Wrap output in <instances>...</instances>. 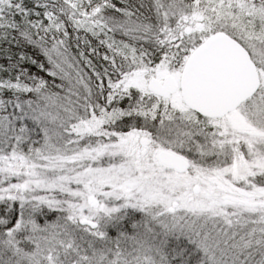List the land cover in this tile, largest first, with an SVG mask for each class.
<instances>
[{
    "label": "snow or ice",
    "instance_id": "1",
    "mask_svg": "<svg viewBox=\"0 0 264 264\" xmlns=\"http://www.w3.org/2000/svg\"><path fill=\"white\" fill-rule=\"evenodd\" d=\"M0 264H264V0H0Z\"/></svg>",
    "mask_w": 264,
    "mask_h": 264
}]
</instances>
